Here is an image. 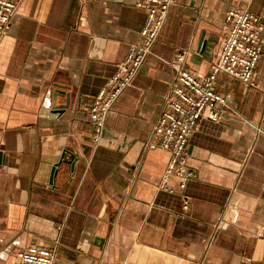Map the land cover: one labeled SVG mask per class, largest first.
Instances as JSON below:
<instances>
[{
    "label": "crops",
    "instance_id": "obj_1",
    "mask_svg": "<svg viewBox=\"0 0 264 264\" xmlns=\"http://www.w3.org/2000/svg\"><path fill=\"white\" fill-rule=\"evenodd\" d=\"M231 8L263 25L253 86L224 74L214 86L249 125L198 122L185 210L157 187L168 153L146 142L173 82L168 63L185 52V68L206 76ZM144 20L134 0L20 3L0 37V264L28 245L53 248L56 264H264V0H174L95 145L89 106ZM201 34L213 41L207 57L195 52ZM54 84L70 95L58 115L46 111ZM62 155L74 165L52 176Z\"/></svg>",
    "mask_w": 264,
    "mask_h": 264
},
{
    "label": "built area",
    "instance_id": "obj_2",
    "mask_svg": "<svg viewBox=\"0 0 264 264\" xmlns=\"http://www.w3.org/2000/svg\"><path fill=\"white\" fill-rule=\"evenodd\" d=\"M21 2L0 0V37L10 25ZM173 3L174 0H134V6L145 14L144 24L139 31L141 42L129 46L124 60L92 99L87 115L91 140L95 145L101 139L106 115L150 54ZM221 29L222 39L215 61L206 76H196L185 68V52L177 53L168 63L173 82L146 142L147 149H161L168 153V161L157 187L169 194H180L185 210L188 201L183 193L187 183L194 178V173L187 166L188 141L198 122L204 119L218 123L230 116L249 125L231 106L228 95L215 91L214 86L219 74L253 86V74L263 52V25L256 15L231 8L223 15ZM256 235L263 242L264 258V225ZM15 264H56L54 249L28 245L15 254Z\"/></svg>",
    "mask_w": 264,
    "mask_h": 264
},
{
    "label": "water",
    "instance_id": "obj_3",
    "mask_svg": "<svg viewBox=\"0 0 264 264\" xmlns=\"http://www.w3.org/2000/svg\"><path fill=\"white\" fill-rule=\"evenodd\" d=\"M213 41L212 39H205L204 34H201L199 37V40L195 46V52L196 54L202 56V57H207L210 53V49L212 48ZM53 89L49 94H48V108L46 111L49 112L50 115H58L59 113H62L64 110L69 108L70 105V95L63 90L65 89V86L59 85V84H54ZM63 96L65 98V101L63 104H58L56 103V97L57 96ZM0 159H1V154H0ZM75 162V157L70 156L68 159L63 158V155L61 156L60 160L55 164V166L52 169V176L55 174V168L61 166V165H66L69 166V170L71 169L72 165H74Z\"/></svg>",
    "mask_w": 264,
    "mask_h": 264
}]
</instances>
